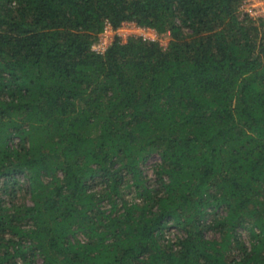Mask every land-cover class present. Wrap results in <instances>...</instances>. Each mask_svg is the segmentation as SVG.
<instances>
[{
	"label": "trees",
	"instance_id": "obj_1",
	"mask_svg": "<svg viewBox=\"0 0 264 264\" xmlns=\"http://www.w3.org/2000/svg\"><path fill=\"white\" fill-rule=\"evenodd\" d=\"M243 1L0 0V264H264V19ZM125 22L168 45L93 49Z\"/></svg>",
	"mask_w": 264,
	"mask_h": 264
},
{
	"label": "rangeland",
	"instance_id": "obj_2",
	"mask_svg": "<svg viewBox=\"0 0 264 264\" xmlns=\"http://www.w3.org/2000/svg\"><path fill=\"white\" fill-rule=\"evenodd\" d=\"M240 11L245 15L247 14L252 19L258 21L260 19H264V0H244L240 6ZM122 34L125 37L123 40L127 41L128 34L136 31L137 29L131 25H126L124 28L121 29ZM138 32V31H137ZM140 34V31H139ZM156 36V35H155ZM159 41L162 46L166 47L169 43L170 37L169 35H157L155 41ZM159 160L158 155H152L149 160L143 165V170L145 174L151 175L153 173V165L155 162ZM21 180H23L21 178ZM20 196L23 195V191L20 192Z\"/></svg>",
	"mask_w": 264,
	"mask_h": 264
},
{
	"label": "built area",
	"instance_id": "obj_3",
	"mask_svg": "<svg viewBox=\"0 0 264 264\" xmlns=\"http://www.w3.org/2000/svg\"><path fill=\"white\" fill-rule=\"evenodd\" d=\"M126 25H131L137 29L136 31L128 34L129 37L131 36L142 37L146 40H155V38L158 35L157 31H155L154 29L140 27L133 22H125L118 29H114L113 26L110 23H108L105 27L104 32L100 34L99 41L93 45V49L99 53H104L107 50V48L110 46V44L114 41L115 37H120L123 42H126L123 40L125 37L123 36L122 30H121ZM139 31H140V34H139Z\"/></svg>",
	"mask_w": 264,
	"mask_h": 264
}]
</instances>
